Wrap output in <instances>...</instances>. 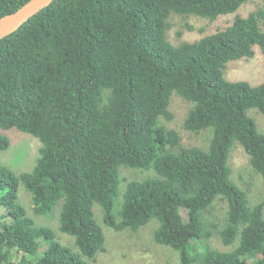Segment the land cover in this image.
Masks as SVG:
<instances>
[{
  "label": "trees",
  "instance_id": "1",
  "mask_svg": "<svg viewBox=\"0 0 264 264\" xmlns=\"http://www.w3.org/2000/svg\"><path fill=\"white\" fill-rule=\"evenodd\" d=\"M28 1L0 0V19ZM245 2L54 0L0 40V151L12 129L40 143L30 172L0 163V264H90L106 240L95 208L115 231L154 220L153 241L179 264H264V200L250 206L227 165L238 143L264 182V133L247 115H264V79L224 77L227 63L252 59L255 48L264 56V0L197 41L166 39L171 13L214 21ZM173 94L191 104L185 131H212L208 149L183 147L160 125L173 118ZM121 168L157 177L129 182L115 211ZM217 201L226 210L215 224ZM54 214L56 230L38 223ZM212 237L232 250L213 249Z\"/></svg>",
  "mask_w": 264,
  "mask_h": 264
},
{
  "label": "rangeland",
  "instance_id": "2",
  "mask_svg": "<svg viewBox=\"0 0 264 264\" xmlns=\"http://www.w3.org/2000/svg\"><path fill=\"white\" fill-rule=\"evenodd\" d=\"M262 7V0H246L239 8L236 14L222 16L214 21L201 18L194 15H178L171 13L168 18L169 28L166 31L167 41L178 46L184 42H194L203 36L215 33L217 30L229 25L235 15L246 17L249 13H253ZM224 77L228 81H244L252 86L260 84L264 79V56L258 48H255V55L252 59L229 62L224 69ZM191 108V104L183 100L176 94L170 98L168 111L172 114L171 121L160 119V125L167 130L176 131L181 140V145L186 148L208 149V144L212 131L210 129L203 130L198 134L187 132L183 128L184 119ZM247 115L256 124L257 130L264 133V115L256 109H250ZM10 139V147L7 151H0V163L9 167V169L17 173L30 172L36 157L40 143L32 136L22 134L12 129L7 132ZM230 169V179L232 182L243 190L249 200V205L253 206L264 200V182L259 174H257L249 163V157L243 148L234 143L227 163ZM120 184L118 194L115 198V211L119 210L121 196L126 185L131 181H142L146 178L157 177L152 169L137 170L124 169L119 170ZM30 195L20 191L18 197L19 203L26 209L31 208ZM226 205L224 202L217 201L213 210V222L218 224V220H222L225 214ZM0 213L5 211L0 209ZM182 216L185 213L181 211ZM95 217L105 234V246L102 252H99L94 260L89 261L90 264H179L178 257L174 251L164 246L158 245L153 241V232L158 226L154 220L148 225L137 231L123 230L115 231L106 227L101 220V213L95 208ZM38 223L46 225L54 230L57 229V215L52 217H39ZM58 240L65 246L75 249L72 238L57 232ZM209 244L213 249L221 252L232 250L231 247H224L217 237H212ZM19 255L13 257L16 263ZM253 261H250L252 263Z\"/></svg>",
  "mask_w": 264,
  "mask_h": 264
},
{
  "label": "water",
  "instance_id": "3",
  "mask_svg": "<svg viewBox=\"0 0 264 264\" xmlns=\"http://www.w3.org/2000/svg\"><path fill=\"white\" fill-rule=\"evenodd\" d=\"M53 1L54 0H29L15 12L2 17L0 19V40L16 32L30 18L48 7Z\"/></svg>",
  "mask_w": 264,
  "mask_h": 264
}]
</instances>
